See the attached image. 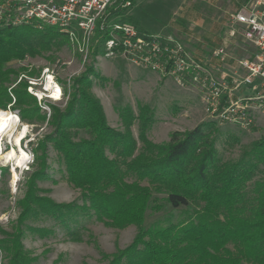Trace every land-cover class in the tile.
Returning <instances> with one entry per match:
<instances>
[{
	"label": "trees",
	"instance_id": "obj_1",
	"mask_svg": "<svg viewBox=\"0 0 264 264\" xmlns=\"http://www.w3.org/2000/svg\"><path fill=\"white\" fill-rule=\"evenodd\" d=\"M124 12L112 11L104 28L98 27L93 38L94 59L101 55L100 44L112 38V20ZM64 39L69 40L57 28L46 25L0 24V110H6L13 101L8 85L17 72L7 65L28 56H42ZM114 51L120 54L122 47ZM93 78L106 80L90 65L73 81L67 108H54L50 123L54 131L40 149L46 151L51 143L63 156L68 181L82 190L88 203L86 211L112 228L137 227L132 244L109 264H264V180L254 184L253 204L247 198L249 182L259 167H264V134L238 161L220 160L213 136L220 131L211 120L190 131H175L169 142L156 144L148 138L154 123V113L148 106H143L138 116L128 107L119 111L124 132L108 124L103 106L90 92ZM26 86L12 92L18 105L30 108L23 110L21 119L44 121L37 105L33 107L36 100ZM136 121L139 140L131 130ZM68 129L88 130L92 138L74 142ZM154 193L166 194V202L175 209L191 204L202 207L178 223L147 228V211L160 209L159 205L151 207ZM77 208L76 204H55L34 197L32 192L20 224L38 212L65 222V215ZM22 236L20 230L0 241V251L7 255L8 264H33L21 243Z\"/></svg>",
	"mask_w": 264,
	"mask_h": 264
},
{
	"label": "rangeland",
	"instance_id": "obj_2",
	"mask_svg": "<svg viewBox=\"0 0 264 264\" xmlns=\"http://www.w3.org/2000/svg\"><path fill=\"white\" fill-rule=\"evenodd\" d=\"M126 2H130V6L121 8L125 9L124 14L120 18H114L113 23H128L145 33L171 38L186 47L190 57L196 62L205 65L213 63V52L223 48L229 59L225 64L217 65L222 70L231 72L237 67L239 60L252 59L255 54L253 45L240 36L230 38L227 32L233 14L251 7H258L264 12V0ZM94 48V39L86 41L79 33L77 40L64 39L62 44L42 56H28L22 61L14 60L7 65V68L17 72V75H12V83L8 85L11 94L22 85H27L28 92L30 81L37 83L35 89L42 90V83L46 79L45 69L54 74L64 92V97L59 102L46 99L40 103L33 96L36 100L33 107L37 105L44 121L33 117L23 121V110L30 108L18 105L14 96L6 109L20 117V127L22 124L28 126L22 147L29 154V164L18 169L19 179L14 186L11 172L13 163L0 160V241L21 230V243L33 264H109L118 252L132 244L138 232L136 226L125 229L109 227L98 220L93 212L86 211L84 206L87 207L88 203L83 199L82 190L68 181L63 156L51 143L47 144L46 151L40 149L41 143L54 131L50 124L54 108L65 111L73 92V81L83 75L90 65L94 66L100 77L106 79L93 78L90 92L103 106L108 124L116 130L126 131L119 112L125 107L130 108L135 116L140 114L143 106L150 108L154 113V123L148 132V138L156 144L169 142L170 135L175 131H190L196 125L211 120L204 103V91L192 77L180 79L172 75L164 76L135 63L125 54L106 55L108 50L103 43L99 47L101 55L94 59ZM214 122L220 132L213 136L216 137L220 160L224 162L241 159L264 134V118L259 119L250 129ZM131 130L139 140L138 121ZM68 131L74 142L92 138L90 131L85 129ZM2 144L4 152L15 146L9 138H4ZM39 174L42 176L38 177ZM262 180L264 167L260 166L248 184L247 198L250 204H253L254 184ZM32 192L34 197L49 199L55 204H76L78 208L70 215H65V222L38 212L20 224L21 215L26 213V199ZM166 197V194L154 193L151 207L159 205L160 209L150 208L147 211L145 227L178 223L202 207L191 204L189 207L175 209L168 205ZM8 262L5 252L0 251V264Z\"/></svg>",
	"mask_w": 264,
	"mask_h": 264
},
{
	"label": "built area",
	"instance_id": "obj_3",
	"mask_svg": "<svg viewBox=\"0 0 264 264\" xmlns=\"http://www.w3.org/2000/svg\"><path fill=\"white\" fill-rule=\"evenodd\" d=\"M126 1L1 0L0 24L16 27L36 23L37 26L57 28L70 40H77L80 33L84 40L90 41L100 25L104 28V21L112 11L130 6V2ZM111 29L112 38L105 43L108 50L106 55L118 54L114 49L122 47L120 54L164 76L172 75L180 79L192 77L204 91L206 111L212 121L250 129L264 117V12L258 7L244 9L230 17L227 35L230 38L240 36L255 48L253 58L239 60L231 72L218 66L229 59L223 48L216 49L212 56L213 63L205 65L196 62L186 47L171 38L141 33L128 23L115 22ZM44 74L43 89H35L37 83L30 81L28 92L40 103L46 99L61 101L64 97L63 87L49 69H45ZM49 77L53 78V89L47 88ZM57 88L60 100L53 98L54 89ZM28 164L29 161L25 165Z\"/></svg>",
	"mask_w": 264,
	"mask_h": 264
},
{
	"label": "bare ground",
	"instance_id": "obj_4",
	"mask_svg": "<svg viewBox=\"0 0 264 264\" xmlns=\"http://www.w3.org/2000/svg\"><path fill=\"white\" fill-rule=\"evenodd\" d=\"M54 81L52 77H49L47 82V88H54ZM53 98L60 100V91L57 88L54 89ZM22 121L20 117L15 115L10 110H0V160H4L6 163H13L12 169V183L15 186L19 179L18 169L24 166L29 161V154L23 149L22 142L28 132V126L26 124H20ZM9 138L15 145L9 151L4 152L2 140Z\"/></svg>",
	"mask_w": 264,
	"mask_h": 264
},
{
	"label": "crops",
	"instance_id": "obj_5",
	"mask_svg": "<svg viewBox=\"0 0 264 264\" xmlns=\"http://www.w3.org/2000/svg\"><path fill=\"white\" fill-rule=\"evenodd\" d=\"M264 117H262V119H263ZM261 119V118H260ZM197 126V125H196Z\"/></svg>",
	"mask_w": 264,
	"mask_h": 264
}]
</instances>
